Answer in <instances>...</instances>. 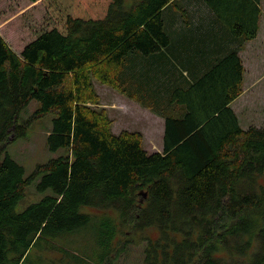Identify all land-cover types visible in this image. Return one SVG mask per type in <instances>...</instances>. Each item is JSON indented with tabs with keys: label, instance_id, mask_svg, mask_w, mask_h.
<instances>
[{
	"label": "trees",
	"instance_id": "trees-1",
	"mask_svg": "<svg viewBox=\"0 0 264 264\" xmlns=\"http://www.w3.org/2000/svg\"><path fill=\"white\" fill-rule=\"evenodd\" d=\"M173 1L46 0L59 26L21 54L0 34V264H108L126 250L118 239L128 227L157 233L145 264H264V128L244 130L231 107L243 93L240 53L258 37L262 0H201L238 49L152 99L174 111L165 114L162 152L146 151L140 132L113 133L107 112L86 105L98 99L93 77L122 93L147 92L165 77L155 70L170 60L153 56L170 46L162 11ZM149 59L140 77L134 71ZM33 101V119L55 116L50 150L70 155L25 178L7 142L25 135L20 117ZM42 174L38 190L52 193L17 213ZM87 232L93 238L79 254L72 241Z\"/></svg>",
	"mask_w": 264,
	"mask_h": 264
},
{
	"label": "rangeland",
	"instance_id": "rangeland-1",
	"mask_svg": "<svg viewBox=\"0 0 264 264\" xmlns=\"http://www.w3.org/2000/svg\"><path fill=\"white\" fill-rule=\"evenodd\" d=\"M133 3L128 1V4ZM262 3V17L258 37L246 44L243 42L244 51L241 53L245 67L243 93L233 103L234 111L244 130L250 127L264 128V0H262ZM57 26H59L58 22L46 7V0H0V34L17 54H21L25 47L40 35ZM91 81L98 99L97 102H89L86 105L92 109L108 111L107 114L111 117L114 111L100 108L99 105L103 101L109 104L115 102L114 97L117 94L115 91H118L103 83L97 77H93ZM38 108V102L33 101L22 112L20 124L27 123L25 135L19 138L12 135L9 142H7V153L24 168L25 178L32 176L37 167L46 165L60 156L69 157L70 155L64 149L56 152L50 150L48 137L52 132L55 116L47 115L40 119H33L32 117ZM121 111L123 110H116V116H113L114 121L117 119L116 122H113V133L118 134V130L121 129H133V132L144 131L145 129L149 132L148 137L143 138L145 150L149 153L163 151L164 135L162 132L164 131V124L155 123V125H152L156 121H153V123L144 121L146 117L142 113L135 112L122 115ZM5 155L6 153H3L2 158ZM42 180L43 174L25 188V196L16 206L17 213L24 212L28 207L39 203L44 197L52 193L51 189L38 190V185ZM144 200V194L140 193L138 201L143 204ZM124 232L125 235L120 236L118 241H121L126 250L122 253L119 251L117 254L113 253L108 264H145V249L149 244V240L154 241L157 239L156 231L148 228L141 232H135L131 227H128ZM89 238H93L89 232L80 237L76 235L72 241L73 248L79 250L78 253L82 254L84 252V242ZM43 255L45 258L54 259L55 261L64 257L60 253H45Z\"/></svg>",
	"mask_w": 264,
	"mask_h": 264
},
{
	"label": "crops",
	"instance_id": "crops-1",
	"mask_svg": "<svg viewBox=\"0 0 264 264\" xmlns=\"http://www.w3.org/2000/svg\"><path fill=\"white\" fill-rule=\"evenodd\" d=\"M128 1L135 2L136 0H126V3ZM262 5L261 1V7ZM162 17L171 43L166 50L153 57L162 60L165 56L170 60V65L166 71L154 69L158 76L166 72L165 77L158 78L155 75L156 81L147 92L141 90L130 91L125 88L126 93L114 90L117 93L114 97L115 102L109 104L103 101L99 107L114 111V114L110 117L112 120L113 116H116V110H123L121 111L122 115L125 113H142L146 117L144 121L152 123L156 121L152 125H155V123L164 124V131L162 132L164 135L165 114L170 115L174 111H165V108H168V102L159 106V104L152 103V99L155 101V96H157L156 98H159L158 96L162 98L163 94H170L171 91L177 88L186 87V84L191 82L190 78L194 76L193 78L196 79L202 76L214 66L219 58L230 51H236L239 42L230 35L228 36L226 28L201 0H174L164 8ZM214 38H217L219 43H216ZM150 61L151 59L145 60L144 64H141L134 72H137L140 77L148 74L149 71L144 68L148 67ZM183 81L186 83L183 84ZM131 96L133 99L130 98ZM231 107L233 108L234 104ZM180 109L183 110L182 107ZM116 120H113V122H116ZM122 131L133 132V129H121L117 133L120 134ZM135 132L142 133L143 138L148 137L149 133L145 129L144 131Z\"/></svg>",
	"mask_w": 264,
	"mask_h": 264
},
{
	"label": "water",
	"instance_id": "water-1",
	"mask_svg": "<svg viewBox=\"0 0 264 264\" xmlns=\"http://www.w3.org/2000/svg\"><path fill=\"white\" fill-rule=\"evenodd\" d=\"M146 196V195H145Z\"/></svg>",
	"mask_w": 264,
	"mask_h": 264
}]
</instances>
